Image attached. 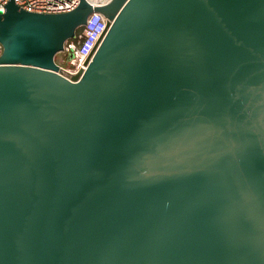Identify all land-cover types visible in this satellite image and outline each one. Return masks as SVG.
Wrapping results in <instances>:
<instances>
[{
    "label": "water",
    "instance_id": "95a60500",
    "mask_svg": "<svg viewBox=\"0 0 264 264\" xmlns=\"http://www.w3.org/2000/svg\"><path fill=\"white\" fill-rule=\"evenodd\" d=\"M0 43V264H264V0H10Z\"/></svg>",
    "mask_w": 264,
    "mask_h": 264
},
{
    "label": "built area",
    "instance_id": "2783aa9c",
    "mask_svg": "<svg viewBox=\"0 0 264 264\" xmlns=\"http://www.w3.org/2000/svg\"><path fill=\"white\" fill-rule=\"evenodd\" d=\"M10 0H0V11L5 10L6 4ZM16 3L30 11L36 12H63L77 7L81 0H15ZM94 6L105 5L111 0H88ZM108 18L99 11L93 12L88 22L80 29L76 39H72L67 43L66 52L68 56L71 52L74 57L70 63L64 65L72 72H77L85 67V61L96 48L101 36L107 28ZM3 46L0 43V52Z\"/></svg>",
    "mask_w": 264,
    "mask_h": 264
},
{
    "label": "rangeland",
    "instance_id": "374dc122",
    "mask_svg": "<svg viewBox=\"0 0 264 264\" xmlns=\"http://www.w3.org/2000/svg\"><path fill=\"white\" fill-rule=\"evenodd\" d=\"M81 31V30H80ZM68 57V53L66 51L60 52L57 55V61L61 64V65H66V59Z\"/></svg>",
    "mask_w": 264,
    "mask_h": 264
},
{
    "label": "snow or ice",
    "instance_id": "6c2138e0",
    "mask_svg": "<svg viewBox=\"0 0 264 264\" xmlns=\"http://www.w3.org/2000/svg\"><path fill=\"white\" fill-rule=\"evenodd\" d=\"M7 53L0 52V59H4L6 57Z\"/></svg>",
    "mask_w": 264,
    "mask_h": 264
},
{
    "label": "bare ground",
    "instance_id": "6f19581e",
    "mask_svg": "<svg viewBox=\"0 0 264 264\" xmlns=\"http://www.w3.org/2000/svg\"><path fill=\"white\" fill-rule=\"evenodd\" d=\"M80 31V30H79Z\"/></svg>",
    "mask_w": 264,
    "mask_h": 264
}]
</instances>
